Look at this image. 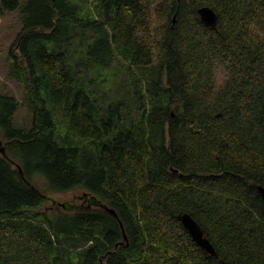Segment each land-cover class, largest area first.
<instances>
[{"label": "trees", "instance_id": "1", "mask_svg": "<svg viewBox=\"0 0 264 264\" xmlns=\"http://www.w3.org/2000/svg\"><path fill=\"white\" fill-rule=\"evenodd\" d=\"M0 11L20 16L8 76L33 114L18 128L16 98L0 93V264H264V0ZM47 189L81 190L82 204L44 211Z\"/></svg>", "mask_w": 264, "mask_h": 264}, {"label": "rangeland", "instance_id": "2", "mask_svg": "<svg viewBox=\"0 0 264 264\" xmlns=\"http://www.w3.org/2000/svg\"><path fill=\"white\" fill-rule=\"evenodd\" d=\"M20 16L18 12H1L0 11V93L9 94L16 98L18 102V108L15 112L13 121L18 128H28L31 125L32 120V109L29 102L25 98V87L22 83H18L12 79L11 76H8L9 65L13 63L12 57L10 55V49L12 44L16 39L17 34L22 29V24H20ZM153 26H157V21L153 23ZM27 125V126H23ZM36 185L41 191L46 189L45 182L41 177L33 178ZM34 184V183H33ZM43 187V188H42ZM48 190V189H47ZM45 192V191H44ZM82 193L81 190H71L64 193H53L48 190V196L59 202L60 204L69 203L72 205L82 204V202L77 199V195L80 196ZM95 200H91L93 204ZM47 203V202H46ZM44 207V211L53 210L54 208L51 203ZM89 203L86 202L85 205Z\"/></svg>", "mask_w": 264, "mask_h": 264}, {"label": "water", "instance_id": "3", "mask_svg": "<svg viewBox=\"0 0 264 264\" xmlns=\"http://www.w3.org/2000/svg\"><path fill=\"white\" fill-rule=\"evenodd\" d=\"M197 16L199 17V20L202 24H204L207 27L214 28L217 25V15L216 13L209 7H201L197 9ZM1 145V142H0ZM2 146V145H1ZM1 154L4 152V148H0ZM17 169L19 173H21V169L17 166ZM260 196L264 200V189L259 188ZM60 206H63V204L58 203ZM110 215H113L116 217L115 212L112 209H106ZM178 218L180 220L181 225L183 228L187 231L189 234V238L192 239V241L200 248L202 249L208 256H213L214 258H218L217 253L211 244V242L208 240V238L204 237V233L200 226L197 224V222L186 213L178 214ZM120 227L122 225L120 224ZM124 239L125 235L123 234Z\"/></svg>", "mask_w": 264, "mask_h": 264}, {"label": "flooded vegetation", "instance_id": "4", "mask_svg": "<svg viewBox=\"0 0 264 264\" xmlns=\"http://www.w3.org/2000/svg\"><path fill=\"white\" fill-rule=\"evenodd\" d=\"M81 195H82V193H81ZM81 195H80V196L77 195V199H80ZM89 198H90V197H89ZM93 199L95 200V202H93V204H92L91 201H90V202H89V206H90V208H91V207L97 208L98 205H99V203H96V199H95V198H91V200H93ZM86 202H87V200H84L83 205H85ZM58 203H59V202H58ZM58 203L55 202V201H53L52 204H50V205H55L56 207L65 208V205H64V204H63V206H60ZM68 205H70V204L68 203ZM99 207H101V206H99Z\"/></svg>", "mask_w": 264, "mask_h": 264}]
</instances>
